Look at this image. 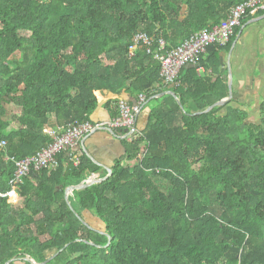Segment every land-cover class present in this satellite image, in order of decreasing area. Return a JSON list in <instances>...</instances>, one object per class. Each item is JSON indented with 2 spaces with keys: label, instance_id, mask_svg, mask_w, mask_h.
Returning a JSON list of instances; mask_svg holds the SVG:
<instances>
[{
  "label": "trees",
  "instance_id": "trees-1",
  "mask_svg": "<svg viewBox=\"0 0 264 264\" xmlns=\"http://www.w3.org/2000/svg\"><path fill=\"white\" fill-rule=\"evenodd\" d=\"M243 1L0 0L1 189L10 188L13 156L51 143L48 128L92 121L102 90L147 96L145 126L131 138L114 129L125 153L107 179L67 199L68 186L108 175L71 148L57 168H33L16 199L0 198V264L43 262L61 249L47 264H264V115L249 120L235 96L203 112L229 86L202 68L217 70L254 14L227 44L185 65L174 86L153 52L161 39L171 49L219 24ZM139 31L153 38L152 52L130 51ZM169 90L179 100L159 95ZM121 99L106 103L113 117Z\"/></svg>",
  "mask_w": 264,
  "mask_h": 264
},
{
  "label": "built area",
  "instance_id": "built-area-1",
  "mask_svg": "<svg viewBox=\"0 0 264 264\" xmlns=\"http://www.w3.org/2000/svg\"><path fill=\"white\" fill-rule=\"evenodd\" d=\"M264 10V0H245L234 6L227 19L210 28H204L193 33L177 47L166 49V41L160 40L159 46L153 51V38L147 33L139 31L135 36V42L130 47V51L135 52L140 46H147L148 52H154V57L161 63L160 75L163 83L168 86L177 84V78L181 69L188 64H199L202 54L207 52V48L212 43L227 44L235 30L242 24L245 14L250 11L256 13ZM147 96L140 93L135 103L128 99H121L118 102V113L109 121L93 122L85 121L71 124L67 130L60 128H48L46 131L52 136V142L43 147L37 154L22 159L11 158L16 164L15 174L9 180L10 188L3 190L0 188V198L18 197L17 188L23 182L24 177L29 175L33 168L43 167L57 168L59 166L58 154L63 150L74 148L78 142L86 135L98 129H121L126 131L128 137L138 133V116L141 108L145 104ZM7 141L0 139V148H5ZM76 162L79 159L76 158Z\"/></svg>",
  "mask_w": 264,
  "mask_h": 264
},
{
  "label": "crops",
  "instance_id": "crops-1",
  "mask_svg": "<svg viewBox=\"0 0 264 264\" xmlns=\"http://www.w3.org/2000/svg\"><path fill=\"white\" fill-rule=\"evenodd\" d=\"M253 14V18L242 25L230 50L222 51L217 70L202 68L203 72L211 74L213 78H227L230 92L229 65H231L233 94L248 110L253 109L254 106L259 108L264 101V12ZM99 96L100 105L91 115L93 122L112 119V112L106 106L108 100L125 98L135 103L136 99L126 88L122 89L121 93L102 90ZM139 120L141 122L139 121L138 125L142 129L145 126V119L141 113ZM74 150L78 154L85 151L94 162L106 170L125 153L122 136L105 128L84 136ZM94 174L100 176L98 173Z\"/></svg>",
  "mask_w": 264,
  "mask_h": 264
},
{
  "label": "water",
  "instance_id": "water-1",
  "mask_svg": "<svg viewBox=\"0 0 264 264\" xmlns=\"http://www.w3.org/2000/svg\"><path fill=\"white\" fill-rule=\"evenodd\" d=\"M229 67H230L229 68V75H230V83H229L230 84V92H229V95L227 97L221 99L220 101L212 104L209 108H207L203 112H207V111L211 110L212 108H214L217 105H224V104L228 103L234 97L233 90H232V75H233V72H232L231 65H229ZM166 93L173 94V95H175L177 97L176 93L174 91H172V90L165 91V92H163V93H161L159 95L161 96V95L166 94ZM178 100H179V98H178ZM134 102H136V100H134ZM108 130L110 132H112V133H115V130L112 129V128H109ZM111 173H112V169L109 167L108 168V175H106L105 177H99V176H96L95 174H92L90 177H88L87 179L83 180L80 184L68 186L67 187V191H66V197H67V199H69V197H68L69 193L71 191H73L74 189L84 188V187H87V186L92 185L95 182L103 181V180L107 179L111 175ZM84 222H86V221H84ZM110 240H111V236L109 235V242H110ZM62 250L63 249H61L60 251H62ZM60 251H58L57 253L53 254L50 258H48L47 260H45L43 262H37L36 260L32 259L29 256L27 257V259L29 261L33 262L34 264H47L49 261H51L52 259H54L60 253ZM13 260H14L13 258L10 259L6 264H10Z\"/></svg>",
  "mask_w": 264,
  "mask_h": 264
},
{
  "label": "rangeland",
  "instance_id": "rangeland-1",
  "mask_svg": "<svg viewBox=\"0 0 264 264\" xmlns=\"http://www.w3.org/2000/svg\"><path fill=\"white\" fill-rule=\"evenodd\" d=\"M260 107L257 108L256 106H254L253 109L250 110L251 115L249 117V120H252V121H260V119L264 115L261 112ZM16 110H18V107L16 108ZM141 120H143V119H141Z\"/></svg>",
  "mask_w": 264,
  "mask_h": 264
}]
</instances>
